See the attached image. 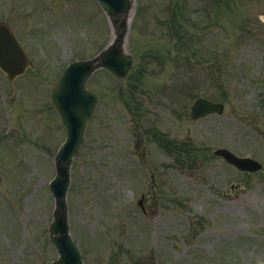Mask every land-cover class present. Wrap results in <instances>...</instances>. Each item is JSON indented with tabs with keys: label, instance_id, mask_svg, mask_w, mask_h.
Here are the masks:
<instances>
[{
	"label": "rangeland",
	"instance_id": "1",
	"mask_svg": "<svg viewBox=\"0 0 264 264\" xmlns=\"http://www.w3.org/2000/svg\"><path fill=\"white\" fill-rule=\"evenodd\" d=\"M164 1L150 0L154 8L141 9L129 40L141 57L155 49L163 62L153 59L147 69L140 64L119 85L104 73L89 82L90 89L101 93L102 107L89 125L73 168L69 207L74 236L86 264L264 262V178L250 174L246 184L244 178L221 171L220 161L210 157L220 142L237 143L243 149L256 145L264 163V115L256 121L243 116L249 104L261 106L264 113V25L257 17H264V0H212L213 18L211 6L202 7L208 0H175L182 41H175L163 26L169 0ZM27 2L0 0V19L11 17L34 62L14 83L0 75V119L5 120L0 122V264H44L56 257L47 238L37 235L40 229L48 232L52 220L51 157L63 137L47 90L56 85L68 63L93 57L111 38L96 0H32L28 9L22 8ZM158 8L163 9L161 22L149 15ZM195 10L204 17H194ZM213 19L228 35L222 37L217 22L214 33ZM247 20L251 27L246 30L242 25ZM102 33V43L95 46ZM88 34L95 35L94 40ZM59 54L61 63L51 57ZM39 74L42 80L36 77ZM201 95L224 103L226 114L192 122L189 107ZM131 120L138 142L129 154L125 150L132 134L121 129ZM236 121L244 122L249 133L236 127ZM155 127L166 135L175 134L173 140L183 142V151L207 140L192 151L200 156L210 149L209 161L191 162L187 166L194 169L177 170V153L170 155L157 147L152 154L147 138L139 133ZM159 170L169 177L176 174L182 192L192 198L179 202L178 184L170 186ZM212 172H217L216 182L211 180ZM142 194L146 214L128 203L137 202ZM233 207L235 212H230ZM228 219L240 228L226 235L232 239L221 236V242L209 236L215 232L214 222Z\"/></svg>",
	"mask_w": 264,
	"mask_h": 264
},
{
	"label": "water",
	"instance_id": "2",
	"mask_svg": "<svg viewBox=\"0 0 264 264\" xmlns=\"http://www.w3.org/2000/svg\"><path fill=\"white\" fill-rule=\"evenodd\" d=\"M108 2H112V0H105V3ZM102 4L104 7H107L106 5ZM117 10L120 12L119 6H117ZM7 33L6 31H3L2 29H0V65L1 67L6 70L9 75H15L17 73H20L21 71H23L24 67L27 65V61L23 55V52L21 51V49L18 47L17 43L15 42V40L12 38L11 35H9V37H6ZM119 37H120V33H118ZM117 46L113 45L109 50H107L100 58H98L95 61L86 63V67L87 69L84 71V73H89L91 70L95 69L96 66L93 65V63H96L97 61L99 62H104L107 63V59H115L116 53L118 51ZM98 67L100 66V63L97 64ZM77 66V65H76ZM73 68H70L67 72V76H69L71 74V72L73 71ZM75 77H74V82L68 80V79H64V83H70L72 85H76V83L78 82V75L81 74L80 70H75ZM64 85L62 84L61 87H63ZM77 86V85H76ZM61 91V90H60ZM67 100H69V95L67 97ZM197 106L194 108V116L197 117L199 115V113L201 112L202 109L208 108L210 110H216V107L213 106L212 104L206 102V101H201L198 102L196 104ZM73 132H70V134ZM74 150H77V146L73 147ZM60 159L62 160L63 158L60 156ZM64 168V167H63ZM62 171H64L62 169ZM57 264H66L64 261L57 263ZM74 264V263H71Z\"/></svg>",
	"mask_w": 264,
	"mask_h": 264
}]
</instances>
